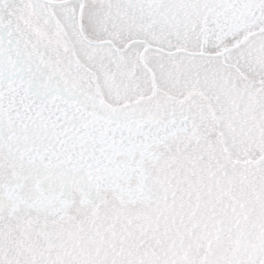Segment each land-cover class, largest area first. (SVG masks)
<instances>
[{"label": "snow or ice", "instance_id": "6c2138e0", "mask_svg": "<svg viewBox=\"0 0 264 264\" xmlns=\"http://www.w3.org/2000/svg\"><path fill=\"white\" fill-rule=\"evenodd\" d=\"M0 264H264V0H0Z\"/></svg>", "mask_w": 264, "mask_h": 264}]
</instances>
